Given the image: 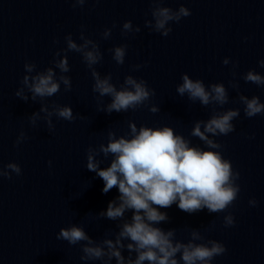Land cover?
Listing matches in <instances>:
<instances>
[{"label": "water", "instance_id": "95a60500", "mask_svg": "<svg viewBox=\"0 0 264 264\" xmlns=\"http://www.w3.org/2000/svg\"><path fill=\"white\" fill-rule=\"evenodd\" d=\"M181 3L192 14L179 24L173 23L172 32L164 37L144 27L145 19H151L150 14L146 16L150 7L147 0H91L83 9H73L68 0H0V164L15 162L22 169V174L13 173L11 180L0 179V264H101L81 261L80 245L56 238L60 228L72 223L82 225L97 240L106 231L117 230L116 222L95 214L106 211L118 189L102 192L103 180L85 167L86 149L90 144L106 143L109 129L118 136L126 133L129 119L138 126L173 127L194 145L204 147L198 138L189 137V132L193 121L209 118L211 109L176 93L183 73L206 85L224 83L230 100H235L237 92L229 87L232 64L222 63L229 57L239 65L235 71L240 92L248 97L257 95L264 103V88L240 79L250 69L264 75V68L258 65L264 59V0H167L164 6L176 9ZM126 20L139 25L141 32L122 37L120 27ZM113 23L117 27L112 38L102 40L100 33ZM81 25L85 34L100 44L104 58L96 68L101 75L111 72L117 87L126 75L143 78L156 91L151 102L160 107L159 113L152 114L146 108L110 115L97 112L90 71L80 54L70 52L71 71L67 75L72 79V91L65 92L61 85V91L46 102L72 106L77 120L53 117L55 129L51 133L43 120L35 127L30 125L27 117L39 110L40 103L25 102L14 95L25 74L24 63L35 62L37 70L51 66L53 53L66 47V34L72 33L73 39L81 42ZM54 39L59 44H54ZM122 43L129 48L125 63L117 65L108 49ZM137 63L146 66L131 71L130 66ZM104 102L110 99L105 97ZM223 108L241 109L240 118L233 121L236 130L216 138L225 146L224 157L241 174L240 195L229 209L235 225L222 226L226 213L209 214L205 209L189 215L173 204L160 209L168 213L170 222L159 226L177 229V238L185 242L186 229L198 228L207 239L224 243L227 252L212 264H264V115L245 118L239 103L230 102ZM21 130L29 139L16 147ZM253 133L255 138L249 139ZM110 160L101 168L109 166ZM252 198L258 201L255 207L248 204Z\"/></svg>", "mask_w": 264, "mask_h": 264}, {"label": "clouds", "instance_id": "9594fccd", "mask_svg": "<svg viewBox=\"0 0 264 264\" xmlns=\"http://www.w3.org/2000/svg\"><path fill=\"white\" fill-rule=\"evenodd\" d=\"M73 9L81 8L91 0H68ZM99 3L100 0H94ZM150 7L145 19L144 27L150 32L159 33L167 37L172 32V24H179L183 18L192 13L183 3L176 9L164 6L167 0H147ZM111 28H104L100 33L102 40L112 38ZM86 28L80 26L77 43L72 33L64 36L66 47L57 49L53 53L51 66L37 70L35 62L24 63V75L20 80V87L14 95L28 102L40 103L38 111L30 114L27 119L35 127L38 120H43L49 133L54 131L53 117L57 120L74 122L78 115L72 106L61 105L56 101L46 102L61 91H72V79L67 73L71 71L68 53L80 54L82 62L90 71L93 79L92 92L96 94L97 112L108 115L115 113L136 112L146 108L150 113L161 111L160 107L152 103L156 95L154 88L149 87L146 80L131 74L124 77L123 83L117 87L112 82V73L101 75L96 66L101 64L104 54L97 40L85 34ZM141 32L139 25L126 20L120 27L122 37H134ZM249 39L248 37L244 38ZM54 39V44H59ZM129 45L122 43L108 49L112 60L117 65L125 63ZM223 65L232 64L233 79L229 87L237 92L235 100H230L228 88L224 83H210L206 85L201 79H192L187 73L181 75V83L176 86V93L181 97L187 96L192 104L199 102L202 107L210 108L208 119L193 121L189 137L198 138L204 147L194 145L190 138L178 134L173 127H151L146 124L139 126L134 120L127 121L128 131L117 135L109 129L106 143L89 145L86 149V165L88 171L94 172L103 180L102 192L107 194L113 188L118 189V196L108 202L106 211L102 210L95 216L116 222V231L108 230L102 239H93L80 224H69L60 228L56 235L58 240L67 241L69 245H80L81 261H100L101 264H212L213 260L227 252L224 243L207 239L198 228L186 229L188 239L177 238V229H164L162 223H169L167 212L160 209L170 208L176 204L178 208L193 215L207 209L209 214L226 213L223 216L224 228L235 225L234 215L229 211L241 192L238 182L240 171L234 169L230 159L223 155L224 144L218 137L228 136L236 130L233 121L240 118V108L224 110L223 106L230 102L243 106L245 118L264 115V103L260 97H248L240 92V84L236 79L238 62L229 57L222 60ZM264 68V59L258 61ZM145 64H133L131 71H139ZM58 70V71H57ZM245 83H252L264 88V75L255 69H250L240 76ZM108 97L110 102L105 103ZM43 114V115H41ZM79 118H83L80 116ZM253 133L249 139H254ZM29 137L21 130L14 142L19 147ZM110 164L101 168L109 159ZM49 167L52 161H48ZM22 174L19 164L9 162L0 164V179H12V174ZM249 206L255 207L258 201L249 199ZM130 213V216L128 215ZM205 231H208L206 229ZM128 255L125 256L124 252ZM134 254V255H133Z\"/></svg>", "mask_w": 264, "mask_h": 264}]
</instances>
